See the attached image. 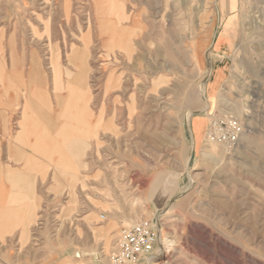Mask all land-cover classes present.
Listing matches in <instances>:
<instances>
[{
  "label": "rangeland",
  "instance_id": "374dc122",
  "mask_svg": "<svg viewBox=\"0 0 264 264\" xmlns=\"http://www.w3.org/2000/svg\"><path fill=\"white\" fill-rule=\"evenodd\" d=\"M0 58L7 142L30 102L28 143L47 120L62 155L10 165L28 179L0 264H113L141 222L139 264H264V0H0ZM70 96L91 129L56 141ZM214 119L235 145L206 141Z\"/></svg>",
  "mask_w": 264,
  "mask_h": 264
},
{
  "label": "crops",
  "instance_id": "0c3cea01",
  "mask_svg": "<svg viewBox=\"0 0 264 264\" xmlns=\"http://www.w3.org/2000/svg\"><path fill=\"white\" fill-rule=\"evenodd\" d=\"M1 85L3 87L2 83ZM2 90H4V88ZM9 97L11 98L12 96ZM45 105L44 106L47 107L48 103H46ZM29 112L41 114L43 111L38 106H33L32 108L31 103L26 102V104L24 105V109L22 110L23 120L20 125L21 130L19 134L15 137L13 136L14 138L9 142H7V139L9 138V128L7 127L6 124H4L6 118H4L3 120L4 122L3 127L0 128V171L3 172L10 171L11 173V174L3 173L4 175L3 174L1 175L2 179L0 180V213L3 215V218L1 220L3 222H9V224L2 222L3 224L0 225V240L9 239L8 236L14 235L18 230L17 229L18 225L13 220L12 217V214L20 213V209H18V207L15 206V203L17 201H14L16 200L15 198H17V194L13 191V188L17 189V186L13 187L11 183L13 184L14 181H17L18 178H20V174L26 175V178L28 179L27 174L18 173V171L14 168V166H10V165L18 164L21 163V161H23L25 162V165L28 166L30 160L29 153L26 151L28 147L33 149L35 153H40L43 158L49 159V161L53 164H57L56 161L55 162L53 161L56 157H59V159L62 157L61 153L58 150V146L51 147L47 145L48 142L51 141L50 140L51 136L49 134L51 133V129H52V124L49 123L47 120H42V123H40V125L43 126L45 130L48 129L49 134L43 133L41 135V133H36L34 135L36 138V142H33L32 144L28 143L29 134L31 133L29 132V128L27 127L28 123L26 124V119L24 117H26V115ZM39 116L43 118V115L42 116L39 115ZM61 127L62 126L60 125L59 131L55 135L56 141H61L62 139L71 137L72 135L74 136L77 134H81L78 132V130L76 132H71V133H69V131H62L63 129ZM9 217L11 218L10 219L11 221L10 220L8 221ZM82 264H97V263H95L94 261L93 262L91 261V263L88 261H84Z\"/></svg>",
  "mask_w": 264,
  "mask_h": 264
},
{
  "label": "built area",
  "instance_id": "2783aa9c",
  "mask_svg": "<svg viewBox=\"0 0 264 264\" xmlns=\"http://www.w3.org/2000/svg\"><path fill=\"white\" fill-rule=\"evenodd\" d=\"M240 130L236 124L223 125L214 119L205 135L208 143L223 144L232 147L238 140ZM103 219V217H101ZM158 237L154 226L141 222L121 232L117 250L112 257L113 264H139L149 261L157 245Z\"/></svg>",
  "mask_w": 264,
  "mask_h": 264
},
{
  "label": "bare ground",
  "instance_id": "6f19581e",
  "mask_svg": "<svg viewBox=\"0 0 264 264\" xmlns=\"http://www.w3.org/2000/svg\"><path fill=\"white\" fill-rule=\"evenodd\" d=\"M184 1H188V0H184ZM232 1V5H234V0H231ZM160 2V1H159ZM222 7H226V6H222ZM234 7V6H233ZM190 9H191V6H190ZM223 9V8H222ZM192 10V9H191ZM204 13H205V11H204ZM113 30V33L115 34V35H120L119 33V31H118V29L117 28H113L112 29ZM0 60H1V58H0ZM2 62V61H1ZM1 67V66H0ZM4 72V71H3ZM1 74V76H0V80H1V83L3 84V85H5V83H4V75H3V73H0ZM75 86L74 85H72L71 83H67L66 84V89H67V91H68V93H74L75 92V89L76 88H74ZM13 90V88H7V90H5L4 89V92L6 93V94H8L10 91H12ZM70 94V95H71ZM65 95V94H64ZM61 98V97H60ZM63 99V98H62ZM55 100V99H54ZM57 105H59L58 103H57ZM60 106V105H59ZM54 107H56V106H54ZM78 106H77V103H76V100L74 99V98H72L71 96L69 97V98H67V103H66V106L64 107V110H63V113H67V115H70V116H72V117H69V119L67 118L66 120H65V122H63L62 124H61V128L63 129L62 131H69V132H76L77 130H78V132L79 133H84V132H86L87 133V131H89L90 129H91V125H90V121L91 120H86L85 119V113H86V115H87V112H85V108H82L81 110L79 109V108H77ZM50 110H51V108H50ZM59 110V109H58ZM61 113V112H60ZM69 113V114H68ZM79 113V114H78ZM101 114V113H100ZM79 116H82L81 118L79 117ZM100 115H99V117H98V122H100ZM82 129V130H81ZM68 161H70V160H68ZM67 163V162H66ZM63 164H65V162L63 163L62 161H61V165H63ZM66 165V164H65ZM64 165V166H65ZM69 165V164H68ZM70 166V165H69Z\"/></svg>",
  "mask_w": 264,
  "mask_h": 264
}]
</instances>
